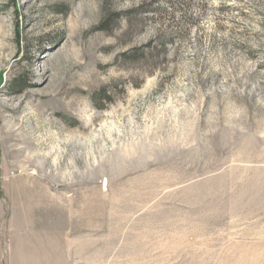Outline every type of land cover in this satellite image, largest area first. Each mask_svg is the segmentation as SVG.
Masks as SVG:
<instances>
[{"label":"rangeland","instance_id":"obj_1","mask_svg":"<svg viewBox=\"0 0 264 264\" xmlns=\"http://www.w3.org/2000/svg\"><path fill=\"white\" fill-rule=\"evenodd\" d=\"M0 264H264V0H0Z\"/></svg>","mask_w":264,"mask_h":264},{"label":"trees","instance_id":"obj_2","mask_svg":"<svg viewBox=\"0 0 264 264\" xmlns=\"http://www.w3.org/2000/svg\"><path fill=\"white\" fill-rule=\"evenodd\" d=\"M112 20L113 19H116L119 17V14H114L112 15ZM109 23H110V20L106 21V22H103L102 25H104V28H108L109 27ZM150 47V46H149ZM128 55L127 53L124 54V56ZM144 55V52H143V49H136L134 50L133 54H132V57H141ZM107 100H109L110 98L109 97H106Z\"/></svg>","mask_w":264,"mask_h":264},{"label":"crops","instance_id":"obj_3","mask_svg":"<svg viewBox=\"0 0 264 264\" xmlns=\"http://www.w3.org/2000/svg\"><path fill=\"white\" fill-rule=\"evenodd\" d=\"M29 241H37L36 238L32 237V238H28Z\"/></svg>","mask_w":264,"mask_h":264}]
</instances>
